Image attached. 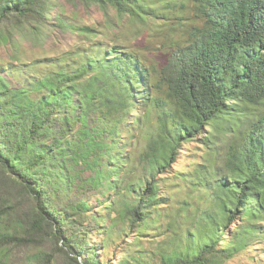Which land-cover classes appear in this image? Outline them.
<instances>
[{
  "label": "trees",
  "instance_id": "16d2710c",
  "mask_svg": "<svg viewBox=\"0 0 264 264\" xmlns=\"http://www.w3.org/2000/svg\"><path fill=\"white\" fill-rule=\"evenodd\" d=\"M53 1L0 0V42L44 29ZM79 1L141 44L56 16L88 41L0 65V169L35 200L0 208L15 220L0 241L46 228L75 264L263 256L264 0Z\"/></svg>",
  "mask_w": 264,
  "mask_h": 264
},
{
  "label": "rangeland",
  "instance_id": "374dc122",
  "mask_svg": "<svg viewBox=\"0 0 264 264\" xmlns=\"http://www.w3.org/2000/svg\"><path fill=\"white\" fill-rule=\"evenodd\" d=\"M51 14L50 24H47L41 31L34 32L28 29L26 33L18 34L20 37L16 46L0 42V65L11 63L12 56H20L24 60H30L40 56L58 55L75 45L85 44L88 41L85 39L86 35L80 34L78 30L57 26L54 19L56 16H62L69 23L97 28L100 33L94 31L89 36L90 39H94L93 37L96 36V38H103L110 42L116 41L117 37L127 33L129 43L141 44L136 40L134 27H131V24L119 23L118 25L115 10L111 11V19H108L98 5L88 6L79 0L73 2L54 0ZM155 52H158V50ZM150 56H155V54L150 53ZM156 59L164 60L160 53H156ZM202 145V140L186 144L182 151V156L175 166L179 168L185 167L189 163V155L192 152V148L199 147L201 149ZM219 148L220 153L224 154L226 144L223 140L219 143ZM220 158L222 159L223 156H220ZM26 191L22 186L11 181L9 175L0 169V202H2L0 208L5 207L8 209V207H14V209L22 213L29 214L32 208L31 204L35 203V200L33 198L30 199ZM2 216L0 219V232H14V218L4 215V213H2ZM23 233L28 237H23L24 239L21 240L0 241V264H40L39 259L41 257L44 261L50 259V264H75L65 252L58 248L57 242L53 239L49 229L35 228L33 234H27L25 231ZM262 254L261 250L251 247L228 260L226 264H250L251 257H263L264 255L262 256ZM109 258L112 259L114 257L112 255Z\"/></svg>",
  "mask_w": 264,
  "mask_h": 264
}]
</instances>
